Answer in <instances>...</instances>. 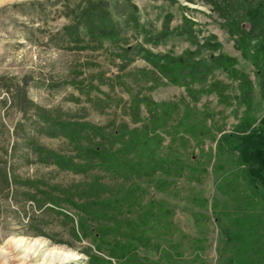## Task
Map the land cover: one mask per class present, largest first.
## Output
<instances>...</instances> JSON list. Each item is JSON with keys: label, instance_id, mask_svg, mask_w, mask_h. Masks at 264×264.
Segmentation results:
<instances>
[{"label": "rangeland", "instance_id": "374dc122", "mask_svg": "<svg viewBox=\"0 0 264 264\" xmlns=\"http://www.w3.org/2000/svg\"><path fill=\"white\" fill-rule=\"evenodd\" d=\"M110 18L113 35H90L84 25H109ZM199 49L206 58L219 53L236 58V69L253 80L252 114L264 115L256 67L205 0H0V118L9 131L3 139L20 142L15 156L9 149L10 164L23 177L43 179L60 200L68 188L88 197L91 185L108 196L120 194L113 207L104 208L110 227L104 240L89 229L91 220L84 233L77 227L80 240L61 218L47 234L31 235L20 221L25 216L14 213L31 185L21 182L18 198L12 192L7 200L0 196V264H87L90 248L109 258L107 241L116 233L139 239L131 249L136 261L111 258L113 264H264V202L252 195L236 155L216 150L220 135L245 114L239 79L215 69L203 85L191 84L192 90L205 87L193 100L187 85L173 83L141 55L149 50L180 56ZM153 113L159 119L151 120ZM60 119L106 134L126 124L155 129L169 169L152 178L136 165L123 172L59 169L47 152L84 164L83 148L102 138L89 128L80 145L52 136L45 122ZM18 124L23 125L17 134ZM23 138L29 148L21 146ZM133 185L135 191H125ZM27 204L33 206L31 200Z\"/></svg>", "mask_w": 264, "mask_h": 264}, {"label": "trees", "instance_id": "16d2710c", "mask_svg": "<svg viewBox=\"0 0 264 264\" xmlns=\"http://www.w3.org/2000/svg\"><path fill=\"white\" fill-rule=\"evenodd\" d=\"M211 4L213 9L218 12L224 19L229 34L236 37V43L242 50L244 57L250 60L256 67V74L259 80L260 93L264 99V0H205ZM92 15H89V18ZM95 20L94 18H92ZM96 21V20H95ZM96 24H84L90 35H113L116 33L114 26ZM73 26L78 35V23ZM247 24V26H245ZM98 25V26H97ZM73 27H67L72 35ZM98 27V28H97ZM185 27V26H184ZM107 30V31H106ZM183 31L188 32L187 28ZM215 47V46H214ZM198 52H187L184 55L173 56L169 54L158 55L143 50L142 57L152 63L156 71L164 77H167L175 84L187 85L189 97L196 100L198 93L205 91V87L200 89H191L192 83H205L215 69L222 68L239 79V101L245 106V114L242 120L234 126L233 130L224 132L217 140L216 150L218 154L230 153L236 155L237 164L245 174L247 183L249 184L252 195L260 198L264 202V115L256 117L252 114V98H253V80L246 72L238 71L235 64L236 58L219 53L210 58L202 57ZM198 53V54H197ZM221 89V86H219ZM214 91V87L208 92ZM220 93V99L226 101L225 94ZM14 102H15V97ZM164 105V104H162ZM139 108V103L136 104ZM20 111L26 115V109L19 107ZM158 113H153L151 120L159 119ZM53 132L52 136L64 135L71 142L77 145L79 141L85 139L88 132L93 135L101 134V140L95 141L88 136L91 145L83 148L85 154V163L75 162L74 157L65 156L63 154L49 151L47 152L48 162L52 161L59 169L81 172L88 168L103 167L107 170L123 172L127 166H137L138 170H144L151 178L158 170L165 171L169 169L168 159L159 153L160 141L159 133L154 130L150 133L147 127H132L127 124L125 129L112 130L109 134L101 132L100 128L88 126V124L79 123L72 119L47 121ZM182 124V122H179ZM18 124L16 133L19 132ZM9 134L7 126L0 118V196L7 200L9 193L12 192L15 197H19V186L21 182L30 183V187L26 190L23 199L19 200V207L14 211L15 215L25 216L20 219L27 233L31 235H44L47 230L56 227V220L63 219V222L70 226L71 236L75 240H80L81 236L78 229H88L87 221L91 220L92 226L101 240L107 237L110 227L105 223V209L112 206L113 200H118L120 194L112 196L106 195V189L101 192L96 186L91 185L92 193L88 197H84L80 188L76 190L68 188L64 192V199L60 200L52 196V192L45 186L46 182L39 177H23L11 165L8 156L9 149L14 153H18L20 142L9 145V140L3 139V134ZM21 146L28 145V139L23 138ZM23 158V157H22ZM21 158V159H22ZM136 185V184H134ZM134 185L125 191L133 192ZM49 189V190H47ZM28 200L33 202V206L27 204ZM97 206V208H93ZM105 208V209H104ZM104 209V210H103ZM71 210V211H70ZM108 211V210H107ZM73 212V213H72ZM90 214V216L88 215ZM77 218V226L75 219ZM103 220V221H102ZM108 239L107 243H111L108 247L109 258L89 249L87 264H113L111 258H124L126 260L136 261L131 255V249L137 246L136 241L139 237L133 234L132 240H124L120 237V233ZM85 235V234H84ZM49 237L57 242H62L63 238H55L54 235ZM98 239V237H96ZM99 239V240H100ZM72 245L73 243L70 242ZM103 246L98 244V251ZM141 264H159L156 261L147 260Z\"/></svg>", "mask_w": 264, "mask_h": 264}]
</instances>
